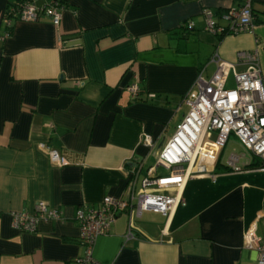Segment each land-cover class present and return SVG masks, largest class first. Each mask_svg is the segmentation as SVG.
Listing matches in <instances>:
<instances>
[{
  "label": "crops",
  "instance_id": "1",
  "mask_svg": "<svg viewBox=\"0 0 264 264\" xmlns=\"http://www.w3.org/2000/svg\"><path fill=\"white\" fill-rule=\"evenodd\" d=\"M241 1L66 0L56 26L39 14L7 27L3 11L17 0H0V264H78L76 206L135 195L149 167L167 172L156 164L157 146L187 110L183 96L199 71L207 78L215 69L214 53L243 69L237 53L250 51L264 83V0L251 2L250 30L204 28V9L223 25L220 13ZM132 82L140 99L127 91ZM40 142L66 162H51ZM235 155L237 170L187 177L183 203L168 215L134 207L116 214L94 239L93 259L254 264L242 239L248 228L264 239V165H248L250 153ZM39 200L60 218L40 220L33 231L11 226L13 211L31 212Z\"/></svg>",
  "mask_w": 264,
  "mask_h": 264
},
{
  "label": "built area",
  "instance_id": "2",
  "mask_svg": "<svg viewBox=\"0 0 264 264\" xmlns=\"http://www.w3.org/2000/svg\"><path fill=\"white\" fill-rule=\"evenodd\" d=\"M251 2L242 0L236 8H227L220 13L225 21L223 25L215 21L210 9H204V28L212 33L250 30L254 24ZM61 7L56 0H44L41 7L35 6L32 0H22L12 3L6 10L24 21L35 20L39 14H45L56 26ZM12 19L3 17L6 25ZM190 24L188 21L187 25ZM237 54L246 62L243 69H236L234 62L221 59L214 53L211 60L215 62V69L207 78L199 71L192 89L183 96L188 108L156 156V164L166 167V173L155 174L149 167L141 177L140 189L135 195L132 192L125 197L103 195L95 204L76 206L77 240L83 246V253L77 257L78 264H98L91 254L93 241L107 231L115 215L122 210L134 207L138 212L151 209L168 215L183 203L181 189L185 179L214 174L215 162L229 134H233L251 155L264 162V83L254 54L244 50ZM126 88L130 97L139 94L136 82ZM142 141L149 145L151 138L144 134ZM39 146L46 151L51 162L57 165L66 162L56 148L45 142H40ZM236 160L237 156L231 153L225 164L237 170L240 166L235 164ZM129 181L132 187L135 177L131 176ZM58 218L60 213L56 208L39 200L31 212L13 211L10 224L20 230L33 231L40 220ZM128 235L129 229L126 237ZM242 245L255 252L257 264H264V239L251 228L244 232Z\"/></svg>",
  "mask_w": 264,
  "mask_h": 264
},
{
  "label": "rangeland",
  "instance_id": "3",
  "mask_svg": "<svg viewBox=\"0 0 264 264\" xmlns=\"http://www.w3.org/2000/svg\"><path fill=\"white\" fill-rule=\"evenodd\" d=\"M211 68L212 67H210V70ZM241 152L244 153V156H241V158L248 157L249 152L239 143V141L236 139V137H234L233 134H229L225 144L222 147V151L220 154V160L221 162H224L230 153L239 154ZM160 167L161 165H158V168ZM253 263L257 264L255 261H253Z\"/></svg>",
  "mask_w": 264,
  "mask_h": 264
},
{
  "label": "trees",
  "instance_id": "4",
  "mask_svg": "<svg viewBox=\"0 0 264 264\" xmlns=\"http://www.w3.org/2000/svg\"><path fill=\"white\" fill-rule=\"evenodd\" d=\"M20 1H22V0H17V2H20ZM57 2H58V4L59 5H61V6H64L65 4H66V0H56ZM12 4V3H11ZM8 7V6H7ZM6 7V8H7ZM6 8H5V11H3V17L5 16H7V17H13L14 19H16V17H14L13 15L11 16V13L9 12V11H7L6 10ZM251 8H252V5H251ZM252 11H253V8H252ZM263 13H264V11H263ZM253 16H254V12H253ZM255 17V16H254ZM254 19V18H253ZM182 24V23H181ZM9 25V24H8ZM7 25V27H9ZM222 33H229V32H220V35L222 34ZM132 98V100H135V99H140L139 98V94L136 96V97H131ZM252 157H253V159L254 160H252V161H250L249 163H248V165H251V166H263L264 165V162L263 161H260L257 157H255V156H253L252 155ZM229 168V166H227L226 164H220V163H218V161L215 163V167H214V169L215 170H226V169H228Z\"/></svg>",
  "mask_w": 264,
  "mask_h": 264
},
{
  "label": "water",
  "instance_id": "5",
  "mask_svg": "<svg viewBox=\"0 0 264 264\" xmlns=\"http://www.w3.org/2000/svg\"><path fill=\"white\" fill-rule=\"evenodd\" d=\"M160 147H161V144H159V145L157 146V150H159V149H160Z\"/></svg>",
  "mask_w": 264,
  "mask_h": 264
},
{
  "label": "clouds",
  "instance_id": "6",
  "mask_svg": "<svg viewBox=\"0 0 264 264\" xmlns=\"http://www.w3.org/2000/svg\"><path fill=\"white\" fill-rule=\"evenodd\" d=\"M217 161V160H216ZM216 163V162H215Z\"/></svg>",
  "mask_w": 264,
  "mask_h": 264
}]
</instances>
